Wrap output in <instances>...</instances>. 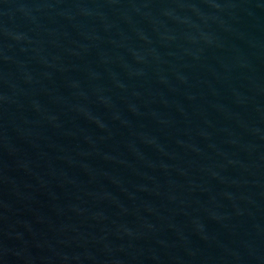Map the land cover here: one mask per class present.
I'll return each mask as SVG.
<instances>
[{
	"label": "water",
	"instance_id": "1",
	"mask_svg": "<svg viewBox=\"0 0 264 264\" xmlns=\"http://www.w3.org/2000/svg\"><path fill=\"white\" fill-rule=\"evenodd\" d=\"M0 264H264V0H0Z\"/></svg>",
	"mask_w": 264,
	"mask_h": 264
}]
</instances>
